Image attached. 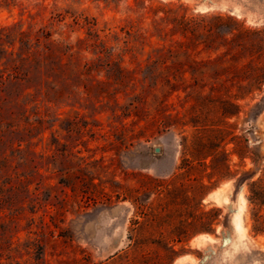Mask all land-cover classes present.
<instances>
[{
  "label": "rangeland",
  "instance_id": "1",
  "mask_svg": "<svg viewBox=\"0 0 264 264\" xmlns=\"http://www.w3.org/2000/svg\"><path fill=\"white\" fill-rule=\"evenodd\" d=\"M158 7L172 13L154 15ZM64 11L93 18L99 30L131 22L148 35L182 39L174 16L178 25L190 23L193 30L186 38L196 46L190 58L174 60L195 64L187 82L165 99L163 119L169 127L159 133L144 131L143 121L133 123L124 96L116 105L88 99L0 102V264H124L121 257L130 246H145L151 253L175 246L181 252L168 264H264V237L249 233L246 190L236 189L232 180L219 182L198 200L194 177L180 176L177 181L186 189L170 197L182 203L186 196V209L174 205L164 213L157 208L162 215L189 220L199 201L204 210L218 208L214 234L176 244L158 236L167 233L166 225L131 233L137 219L131 198L157 207L181 173V137L193 132L191 122L211 124V110L220 100L235 105L227 107L234 114L226 121L235 140L226 149L237 148L246 136L264 155V81L261 92L245 93L258 86L249 74L264 64V0H0V28L47 24L52 13ZM149 42L153 48L157 41ZM152 48L146 47L130 67L136 80L142 79L137 68ZM145 107L152 110V101ZM197 111L199 119L192 117ZM250 126L252 135L246 133ZM231 164L238 169L235 155Z\"/></svg>",
  "mask_w": 264,
  "mask_h": 264
},
{
  "label": "trees",
  "instance_id": "2",
  "mask_svg": "<svg viewBox=\"0 0 264 264\" xmlns=\"http://www.w3.org/2000/svg\"><path fill=\"white\" fill-rule=\"evenodd\" d=\"M152 12L154 15L172 13L159 7ZM171 18L180 29L182 39L171 36L166 40V36L148 35L131 22L118 30H99L93 18L69 11L52 13L47 24L30 22L26 28L22 25L0 28V102L63 104L88 99L116 105L124 96L129 98L127 106L133 123L143 121L144 131L163 132L169 127L163 119L165 99L187 82L186 75L195 64L192 59L186 63L174 59L180 55L190 58L196 50L193 41L186 38L193 30L190 23L184 21L178 25L179 20ZM153 37L157 42L152 48L149 41ZM146 47L152 48V55L142 68L138 66L142 79L136 80L135 68L130 67ZM249 76V81L258 86L245 91L246 95L261 92L264 64H257ZM160 89H166V94L161 95ZM149 101L153 108L148 111L145 106ZM261 102L262 99L254 104L252 112ZM228 106L235 107L229 100H220L212 108L211 124H204L205 119L191 122L193 132L181 137L182 157L177 168L181 173L167 188L166 197L157 200L156 208L136 195L131 198L137 218L132 221L131 229L135 236L145 233L147 226L162 225H166L168 231L166 234L159 232L158 236L161 240L167 236V240L176 244L185 243L197 234H214L221 210L215 207L204 210L200 201L191 220L185 216L172 218L168 213H157V208L166 213L174 205L186 209V196L178 203L179 198L170 195L173 192L182 194L186 186L177 180L191 174L195 180L193 198L198 200L222 181L232 180L236 189L244 187L249 233L264 237V155L259 146H251L246 136L238 141L237 148L226 149L227 144L235 140L226 121L234 115L228 112ZM200 115L201 111H197L192 117L199 119ZM251 128L248 127L247 134L252 135ZM233 155L239 160L237 170L232 169ZM207 159L209 165L205 164ZM205 178L206 183L203 182ZM159 248L162 250L151 253L145 246H130L121 258L124 264H168L169 258L181 252L176 251L175 246Z\"/></svg>",
  "mask_w": 264,
  "mask_h": 264
},
{
  "label": "bare ground",
  "instance_id": "3",
  "mask_svg": "<svg viewBox=\"0 0 264 264\" xmlns=\"http://www.w3.org/2000/svg\"><path fill=\"white\" fill-rule=\"evenodd\" d=\"M214 195L219 196L217 192H216ZM220 197H221V196H220ZM241 224H242V223H241V218H240V216H238L237 219H236V222H235L236 228L240 229V228H241ZM242 228H243V227H242Z\"/></svg>",
  "mask_w": 264,
  "mask_h": 264
},
{
  "label": "water",
  "instance_id": "4",
  "mask_svg": "<svg viewBox=\"0 0 264 264\" xmlns=\"http://www.w3.org/2000/svg\"><path fill=\"white\" fill-rule=\"evenodd\" d=\"M158 151H159V149H158V148H156V149H155V152L157 153Z\"/></svg>",
  "mask_w": 264,
  "mask_h": 264
}]
</instances>
